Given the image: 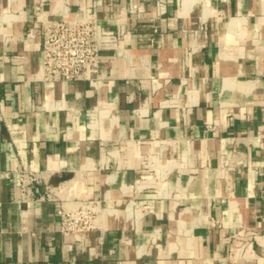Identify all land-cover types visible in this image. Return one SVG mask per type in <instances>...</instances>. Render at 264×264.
<instances>
[{
	"label": "crops",
	"instance_id": "crops-1",
	"mask_svg": "<svg viewBox=\"0 0 264 264\" xmlns=\"http://www.w3.org/2000/svg\"><path fill=\"white\" fill-rule=\"evenodd\" d=\"M80 9L123 32L103 78L38 81L35 17ZM263 139L264 0H0V264H264Z\"/></svg>",
	"mask_w": 264,
	"mask_h": 264
},
{
	"label": "built area",
	"instance_id": "built-area-1",
	"mask_svg": "<svg viewBox=\"0 0 264 264\" xmlns=\"http://www.w3.org/2000/svg\"><path fill=\"white\" fill-rule=\"evenodd\" d=\"M35 24L42 30V65L38 81L44 83H66L87 81L98 83L102 73L101 52L117 47L123 32L106 34L98 19L89 18L79 10L72 18L50 19L43 15L35 17ZM264 147V139H263ZM20 197L26 202L35 196L38 200L54 201L50 187L40 193L39 173L22 169L18 173ZM60 233L83 243L86 233L96 227L99 214L98 203L84 200L74 209L57 206Z\"/></svg>",
	"mask_w": 264,
	"mask_h": 264
}]
</instances>
